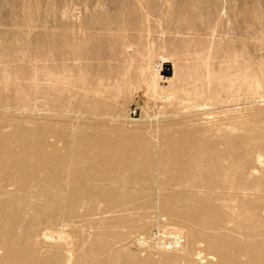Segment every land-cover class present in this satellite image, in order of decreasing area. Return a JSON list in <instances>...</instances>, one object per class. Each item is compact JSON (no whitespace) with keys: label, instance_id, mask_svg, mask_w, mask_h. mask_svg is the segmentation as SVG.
I'll return each mask as SVG.
<instances>
[{"label":"rangeland","instance_id":"obj_1","mask_svg":"<svg viewBox=\"0 0 264 264\" xmlns=\"http://www.w3.org/2000/svg\"><path fill=\"white\" fill-rule=\"evenodd\" d=\"M188 128L217 144L172 148ZM40 130L100 148L66 157L58 147L41 176L61 183L68 173L70 188L0 223V264L10 229L51 264L215 262L206 235L199 258L162 252L153 232L172 238L183 226L192 201L182 190L232 161L237 137L258 147L237 160L245 177L264 176V0H0V136L17 144ZM174 180L178 191L149 188ZM43 230L54 240L37 237Z\"/></svg>","mask_w":264,"mask_h":264},{"label":"bare ground","instance_id":"obj_2","mask_svg":"<svg viewBox=\"0 0 264 264\" xmlns=\"http://www.w3.org/2000/svg\"><path fill=\"white\" fill-rule=\"evenodd\" d=\"M246 127L247 124H238L240 130H244ZM202 136L201 129H183L179 132L177 139L169 141V145L172 148H182L183 144H188L191 148L193 146V149H197L196 146L202 140L203 143L208 144L207 147H212L218 142L216 138L209 141ZM49 139L50 132L44 130L38 131L33 141L25 139L17 144H12L0 136V223L6 221L12 227L16 223L15 213L17 211L24 210L26 212V209H32L35 206V204L31 206V199H41L40 197L43 196L44 192L49 190L59 193L65 191L66 187L70 188V182L66 181L68 173L66 180L61 183L59 181L56 183L53 181L48 182L46 177L41 176V173H46L48 176V173L54 169L53 158L59 155L58 150L60 149L58 147L60 145L63 146L66 157H71L76 152L100 148V139L91 136H85L75 141L66 137L59 139L51 137V140ZM234 145L240 147V149L232 148V161H229L225 166L216 165L213 169L214 175L210 173L211 178L205 177L207 180H204V178V181L194 182L191 186H186L182 190L181 194L189 196L192 205L189 206L188 212L183 215L185 218L183 226L180 228L173 227L174 230L168 232L173 235L170 238L173 247H168L169 245L167 246L166 241H164L166 234L164 236L162 233L165 231V226L163 232L158 231L159 235L154 234L155 238L153 239H156V242L149 239L161 248L162 252H180L185 256L189 254V257L196 255L201 258L202 254L196 252V247L201 235H206L205 240L215 252L212 253L214 256L211 259L214 260L217 257L215 262L209 264H264V176L255 181L247 179L248 177L245 176L248 175L251 169L247 167V163L239 166L237 161L243 159L245 153L258 147L250 140L249 136L237 137L231 141V146ZM171 147L170 150L172 151ZM255 152H257V162H263L262 156L258 154V149ZM159 156V160L154 165L159 166L160 169L167 156L163 153H160ZM108 166L106 165L104 168ZM182 166L183 164L180 161L178 165L172 167L181 169ZM123 167L122 164H116L114 171L120 172ZM241 175L244 178H241ZM214 178L216 179L213 180ZM175 181L163 185L161 183L159 185L157 182V188H154V186H149V188L152 191L156 190L155 192L178 191V187H176L178 183ZM160 200L162 199L160 198ZM34 209H37V206ZM224 229L240 232L241 235L250 236V238L254 235L260 236L263 240L245 242L239 240V236L233 238L226 235H215L214 231L222 232ZM44 230L37 233V237L39 236L46 241L51 238L54 240L52 235L48 237V233ZM24 241L23 236L19 238L13 236L10 229L4 241L1 262L3 264H14L17 258L22 257L21 264H51L34 248L25 247ZM66 251L69 254L71 249H66ZM70 260L72 258L66 264H69ZM202 263V259H200V264Z\"/></svg>","mask_w":264,"mask_h":264},{"label":"built area","instance_id":"obj_3","mask_svg":"<svg viewBox=\"0 0 264 264\" xmlns=\"http://www.w3.org/2000/svg\"><path fill=\"white\" fill-rule=\"evenodd\" d=\"M153 233L154 234H157V235L160 234L159 232L158 233L153 232ZM164 241H166L167 245H169V246H172L173 245V243L171 242L172 240L170 238H165Z\"/></svg>","mask_w":264,"mask_h":264}]
</instances>
